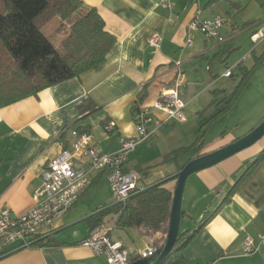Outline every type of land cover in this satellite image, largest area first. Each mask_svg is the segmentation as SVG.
<instances>
[{
    "label": "crops",
    "instance_id": "1",
    "mask_svg": "<svg viewBox=\"0 0 264 264\" xmlns=\"http://www.w3.org/2000/svg\"><path fill=\"white\" fill-rule=\"evenodd\" d=\"M83 1L97 8L106 29L117 38L105 61L35 96L0 107V207L9 208L13 216L35 205L34 194L42 183L43 170L63 148H70L73 129L89 125L87 131L92 134L94 145L106 152L118 150L123 138L135 137L133 117L136 109L151 105L163 89L175 86L178 79L176 60L181 61L179 80L186 85L183 98L187 120L153 125L152 137L130 154L125 168L139 174L138 186L143 188L175 174L196 155L221 148L226 135L217 138L212 146L204 142L200 152L194 147L178 159H165L169 152L179 147L192 146L202 125L206 124L208 130L211 128L222 114L214 116L224 108L241 79L238 65L251 68L255 65V57L264 55V42L253 50L250 39L254 24L264 22V1L261 0H175L172 10L162 8L160 0ZM198 8L202 9L203 18L221 16L225 20L221 28L225 43L218 44L193 31V45H186L189 25ZM248 8H255L262 15L258 19L247 16L239 23L238 13ZM53 22L49 24L52 25L50 34L59 25L58 20ZM239 33L249 35L251 47L231 65L225 66L224 47L230 44L232 47ZM154 34L162 37L158 49L149 43ZM62 39L63 36H58L54 40L60 44ZM204 59L210 61L207 67L199 62ZM220 63L224 64L223 69ZM262 67L264 58L244 90ZM229 68L233 70L232 77L224 75ZM187 70L192 77H187ZM229 79L236 81L229 84ZM143 90L146 95L141 99ZM203 94L208 95L209 103L202 101ZM83 106L88 108L84 112ZM108 122L115 123L112 132L104 128ZM261 142L264 144V140ZM240 166L241 160L231 157L187 179L182 217L194 220L204 213L199 223L189 220V229L196 232L183 249L188 264H264V245L245 254L246 240L252 238L258 244L264 234V159L233 190L248 168L247 165L239 173ZM82 167L88 169L87 164ZM91 177V185L81 193L77 203L48 230L55 235L58 244L16 248L18 244L15 243L0 257V264H108L104 255H96L82 244L90 235L89 216L115 202L109 171H91ZM175 186L176 179L167 183L172 191ZM219 187L225 193L220 195ZM209 214V221L200 227ZM82 221H86V228L76 229ZM104 225L110 229L112 238L123 242L129 250L131 262L138 260V252L147 246L160 247L169 227L166 223L157 231L120 228L116 226L115 215L107 216ZM68 228L73 231L63 233Z\"/></svg>",
    "mask_w": 264,
    "mask_h": 264
},
{
    "label": "trees",
    "instance_id": "2",
    "mask_svg": "<svg viewBox=\"0 0 264 264\" xmlns=\"http://www.w3.org/2000/svg\"><path fill=\"white\" fill-rule=\"evenodd\" d=\"M0 1V107L35 96L48 87L78 77L98 66L105 61L117 40L116 36L106 29L105 20L97 8L87 5L83 0ZM55 20L59 21L58 28L50 34L46 28ZM58 36H63L60 44L54 40ZM228 50L231 52L232 48ZM255 58V65L251 68L238 65L241 79L225 101L224 108L214 117L231 108L261 64L264 55ZM140 95L143 99L145 91ZM84 107L83 112L88 109ZM88 127L89 125L80 126L77 130L88 132ZM206 127V124L201 126L192 146L179 147L169 152L165 159H178L187 155L194 147L200 152L204 146ZM197 156L199 154L195 157ZM263 159L264 147L255 159L249 162L247 170L233 190ZM163 180L143 188L137 186L126 202H114L95 211L88 218L91 223L90 235L104 224V219L109 215L116 216V226L120 228L160 230L169 222L173 199V191L167 187V183L175 179ZM210 218L211 214L207 215L200 227ZM195 232L194 229L180 232L175 247L160 264H188L183 249ZM58 243L54 234L47 233L36 237L31 246ZM5 253L0 252V257Z\"/></svg>",
    "mask_w": 264,
    "mask_h": 264
},
{
    "label": "built area",
    "instance_id": "3",
    "mask_svg": "<svg viewBox=\"0 0 264 264\" xmlns=\"http://www.w3.org/2000/svg\"><path fill=\"white\" fill-rule=\"evenodd\" d=\"M162 8L172 10L175 0H160ZM202 9L196 10L195 16L189 25L186 45H193V31L202 33L206 38L215 40L218 44L226 42L221 35V28L225 20L221 16L203 18ZM255 30L250 36L254 47L264 42V22L255 23ZM162 37L152 35L150 45L158 49ZM178 70V79L174 87L163 89L151 105L139 106L134 114L137 130L135 137H126L121 141L118 150L106 152L93 143L90 132L72 130L71 146L61 150L56 158L51 160L42 173V183L35 191V205L21 215L13 216L7 207H0V252H6L11 245L29 247L32 241L43 234L49 233L58 220L77 203L81 193L92 183L91 171H109V182L115 202H126L131 193L137 188L139 174L125 168L129 156L139 144L148 141L154 130L151 127L160 126L169 121L185 122L186 102L183 98L186 85L180 79L181 61L174 62ZM233 70L225 71L226 77H231ZM107 132L115 129L114 122L104 126ZM88 165V169L82 167ZM0 173V181H1ZM51 232V231H50ZM96 255H104L108 264H130L131 256L123 242L115 240L110 229L104 224L82 241ZM264 245V234L260 236L258 244L248 238L245 242V254H250ZM159 246L152 244L138 252V257L146 258L154 255Z\"/></svg>",
    "mask_w": 264,
    "mask_h": 264
},
{
    "label": "rangeland",
    "instance_id": "4",
    "mask_svg": "<svg viewBox=\"0 0 264 264\" xmlns=\"http://www.w3.org/2000/svg\"><path fill=\"white\" fill-rule=\"evenodd\" d=\"M1 9H2V5L0 1V11ZM261 13L256 11L255 8H248V10L246 11L239 12L237 15V19H239L238 20L239 23H241V21L247 16L255 17L258 19L260 15H262ZM53 23H55V21ZM50 26L52 25H49L47 29H49ZM241 27L242 26L240 24L239 28ZM257 46H259V44L256 45L254 48H256ZM230 47L231 44L226 45L224 47L226 49V51L223 53V56L226 59L225 61H223L225 66L231 65L238 58H240L247 49H250L251 45L249 41V35L247 33H239V35L233 41V45L231 48L232 49L234 48V50L233 52L231 50L232 53L228 50ZM229 55L230 58L228 59ZM212 57L213 55H210V58ZM199 62H201L203 66L206 67L207 65L210 64V61H207L205 59L200 60ZM223 63H220L222 69L224 66ZM186 75L187 77H192L191 71L187 70ZM235 81L236 80L229 79L228 83L231 84L234 83ZM201 98L202 101L204 102L209 103L210 101L208 95L203 94ZM263 120H264V67H262L260 73H258L251 80L250 84L244 90L243 94L239 97V99L235 102V104H232L231 108L228 111H226L225 114L219 116L217 121L212 124L211 128L209 127L210 128L209 130L205 129L204 142H206V146L208 145L212 146L216 144V140H218L217 138L219 137L224 138V135H226L225 138L222 140V144L227 145L233 142L234 140L242 138L245 135L249 134L252 130H254L257 126H259ZM263 140L264 137L254 145L231 156L234 158H239L241 160V166L239 168V170L240 169L241 170L239 173L243 172L246 169L249 162L253 161L255 157L259 154V152L263 149L264 144L261 142ZM202 149H204V147ZM222 189L223 188L221 187L217 189L220 195L221 193H225L223 192ZM203 214L204 213L202 212L200 216L198 215L197 217L193 218L194 220L190 219L189 217H182L180 222V232H184L185 230L189 229L188 225L190 221L193 222L196 221L199 223L203 217ZM86 226H87L86 221H82L76 225V229L81 230L86 228ZM72 231H73L72 228H68L64 230L63 233L65 232L67 234V233H71Z\"/></svg>",
    "mask_w": 264,
    "mask_h": 264
},
{
    "label": "water",
    "instance_id": "5",
    "mask_svg": "<svg viewBox=\"0 0 264 264\" xmlns=\"http://www.w3.org/2000/svg\"><path fill=\"white\" fill-rule=\"evenodd\" d=\"M264 137V120L262 123L252 130L249 134L233 142L222 146L212 152L201 154L188 160L182 168L175 174L165 178L163 181L176 179V186L173 191V199L170 210L168 233L164 243L159 247L157 252L149 257L140 258L132 261L130 264H160L176 245L178 235L180 233V222L183 216L182 202L186 181L189 176L200 170L212 167L218 163L228 159L238 152L254 145Z\"/></svg>",
    "mask_w": 264,
    "mask_h": 264
}]
</instances>
